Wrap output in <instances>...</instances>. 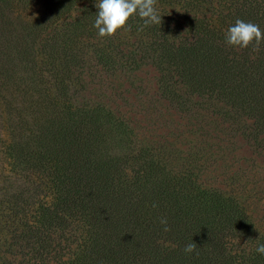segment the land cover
I'll use <instances>...</instances> for the list:
<instances>
[{"label":"trees","instance_id":"1","mask_svg":"<svg viewBox=\"0 0 264 264\" xmlns=\"http://www.w3.org/2000/svg\"><path fill=\"white\" fill-rule=\"evenodd\" d=\"M186 1L189 34L171 35L160 13L138 31L134 15L143 39L127 48L98 36V0H0V264H264V233L210 180L233 132L264 151V41L225 40L237 19L264 31V0ZM143 58L184 123L165 116L152 130L115 108V81Z\"/></svg>","mask_w":264,"mask_h":264},{"label":"rangeland","instance_id":"2","mask_svg":"<svg viewBox=\"0 0 264 264\" xmlns=\"http://www.w3.org/2000/svg\"><path fill=\"white\" fill-rule=\"evenodd\" d=\"M155 7L168 25L166 27L171 35L189 34L186 30L193 15L192 11L195 8L187 4L186 0H156ZM77 12L72 13V17ZM198 15L201 16L202 13L199 12ZM108 38L113 44L132 48V45L143 39V36L131 30H120L115 36ZM98 75V78H102L101 73ZM105 77L110 80V77ZM98 78H96V81ZM157 81L158 72L156 68L150 60L143 58L138 62L136 69L120 74L115 81V84H117L116 89L120 93L115 102L120 104H115V108L118 107V111L135 117L141 127H149L152 130H158L157 127L160 125L157 124V121H162L165 116L170 121L177 120L184 123L185 119L174 113L173 109L160 98ZM99 84L102 85V89L106 88V84H103L102 81ZM107 93L109 94L108 91ZM90 95L93 98L104 96L98 88ZM203 114L201 121L208 128L207 130L212 133L217 132L218 127H221L218 124L220 117L209 111H204ZM246 122L250 123L249 120H246ZM223 130L226 132V129L223 128ZM224 139V147L220 145L221 151L215 152L219 162L210 173V180L216 181L227 191L235 190L241 201L246 205L257 230L264 233V151L252 144L241 131H235ZM7 143V131L2 124L0 125V198L3 197L4 189L2 187H4L3 184L7 183L8 176V161L5 154ZM233 176L235 178H231Z\"/></svg>","mask_w":264,"mask_h":264},{"label":"clouds","instance_id":"3","mask_svg":"<svg viewBox=\"0 0 264 264\" xmlns=\"http://www.w3.org/2000/svg\"><path fill=\"white\" fill-rule=\"evenodd\" d=\"M155 5L156 0H98L95 5L98 12L93 27L99 37H113L120 30L130 31L128 21L138 15L143 20V25H138V31L142 32L149 25L161 24V16ZM225 40L228 45L240 49L254 45L253 51H258L260 43L264 41V31L255 23L237 19L234 25L227 29ZM160 223L165 225L164 231H170L165 218H162ZM195 250L196 244L193 242L184 247L185 253H193ZM256 251L264 255V243H259Z\"/></svg>","mask_w":264,"mask_h":264}]
</instances>
